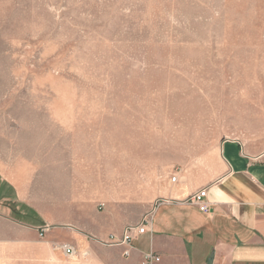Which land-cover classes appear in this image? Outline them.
Instances as JSON below:
<instances>
[{
    "label": "rangeland",
    "instance_id": "obj_1",
    "mask_svg": "<svg viewBox=\"0 0 264 264\" xmlns=\"http://www.w3.org/2000/svg\"><path fill=\"white\" fill-rule=\"evenodd\" d=\"M227 139L264 148V0H0V171L34 222L139 225Z\"/></svg>",
    "mask_w": 264,
    "mask_h": 264
},
{
    "label": "crops",
    "instance_id": "obj_2",
    "mask_svg": "<svg viewBox=\"0 0 264 264\" xmlns=\"http://www.w3.org/2000/svg\"><path fill=\"white\" fill-rule=\"evenodd\" d=\"M215 153L214 165L173 167L144 188L152 197L143 217L149 224L131 243L129 257L123 247L107 245L127 227L106 234L56 229L40 237L49 224L29 217L34 210L27 200L8 199L11 183L0 171V264H141L148 253L159 258L154 264H264V148L245 149L227 139ZM197 172L202 181L191 179ZM202 189L208 214L191 203ZM65 245L73 256L60 249Z\"/></svg>",
    "mask_w": 264,
    "mask_h": 264
},
{
    "label": "built area",
    "instance_id": "obj_3",
    "mask_svg": "<svg viewBox=\"0 0 264 264\" xmlns=\"http://www.w3.org/2000/svg\"><path fill=\"white\" fill-rule=\"evenodd\" d=\"M176 175L172 178V182H175ZM206 197H207V190L202 189L198 192L194 193L191 196V203L195 205L202 213L208 214L209 208L206 203ZM149 224V219L147 217L143 218L139 225H133L130 227H127L123 234L120 236V238H112L107 245L110 246H121L124 250V256L129 257L131 253V243L138 237L142 236L147 232V227ZM49 230L48 227H43L39 230L40 237H42L47 231ZM60 249L63 251V253L66 256H73L74 250L70 246H62ZM159 262V258H157L153 253L145 254L142 258L141 264H154Z\"/></svg>",
    "mask_w": 264,
    "mask_h": 264
},
{
    "label": "water",
    "instance_id": "obj_4",
    "mask_svg": "<svg viewBox=\"0 0 264 264\" xmlns=\"http://www.w3.org/2000/svg\"><path fill=\"white\" fill-rule=\"evenodd\" d=\"M207 264H212V259H210Z\"/></svg>",
    "mask_w": 264,
    "mask_h": 264
}]
</instances>
